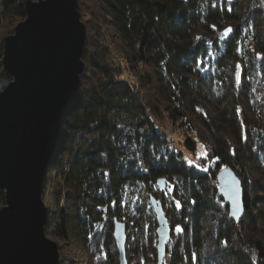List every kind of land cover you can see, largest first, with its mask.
Wrapping results in <instances>:
<instances>
[{
    "label": "trees",
    "instance_id": "1",
    "mask_svg": "<svg viewBox=\"0 0 264 264\" xmlns=\"http://www.w3.org/2000/svg\"><path fill=\"white\" fill-rule=\"evenodd\" d=\"M26 1L0 0V81L10 79L3 42L26 19ZM78 2L85 71L44 181L47 236L82 245L83 264H119L113 221L141 186L163 203L166 192L183 196L173 216L165 209L183 232L174 231L164 264H264V0ZM181 144L194 156L205 149L199 166ZM225 167L244 189L238 225L218 193ZM149 205L144 219L126 223L132 264L158 261Z\"/></svg>",
    "mask_w": 264,
    "mask_h": 264
},
{
    "label": "water",
    "instance_id": "2",
    "mask_svg": "<svg viewBox=\"0 0 264 264\" xmlns=\"http://www.w3.org/2000/svg\"><path fill=\"white\" fill-rule=\"evenodd\" d=\"M87 28L78 0H27L26 19L4 42L0 81V264H60L58 244L46 234L43 186L59 144L64 110L78 95L85 71ZM218 193L238 225L244 214L242 181L231 167L217 175ZM158 185L166 190L165 179ZM158 223L156 264L172 238L163 205L151 200ZM119 264H129L127 225L115 218Z\"/></svg>",
    "mask_w": 264,
    "mask_h": 264
},
{
    "label": "rangeland",
    "instance_id": "3",
    "mask_svg": "<svg viewBox=\"0 0 264 264\" xmlns=\"http://www.w3.org/2000/svg\"><path fill=\"white\" fill-rule=\"evenodd\" d=\"M34 1H38V0H34ZM87 8V10H89L88 7L85 6V9ZM88 17V16H86ZM109 62L111 63V65L113 66H119L121 64L120 61V57H118V55L116 54H112L111 57H109ZM171 130H169L170 132ZM175 141L174 144H178V142L180 141L179 138L177 137V135L175 136ZM173 144V145H174ZM175 146V145H174ZM176 150L179 152L182 151L184 152V158L186 159V161L192 163L193 165L199 166L202 162L200 161L199 163V157L200 156H205V149L201 148L198 152V156H194L192 155L190 152L186 151V149L184 148L183 144L181 145H176ZM172 187L174 188V185L171 184L170 182H168V187ZM165 203H163L160 199H158L164 208V211L166 209V207H170L171 211L170 214L173 216V213L176 211V209H178L176 207V202L179 201L180 205L183 204V196L181 194H179L177 197H175L173 194L171 195V193L166 192L165 194H163ZM152 198H155V196L153 195V192L151 190L145 189L144 187H136L134 189H132V191H128L127 192V198H126V203L127 204V210L126 212H124L122 214V219L124 223H134V220L136 219H144V217H146L147 214H149L150 212V205L151 204V200ZM43 200H44V195H43ZM153 208V207H152ZM154 213V211H153ZM166 213V212H165ZM142 216V217H141ZM141 217V218H139ZM151 220V218H149ZM175 220L177 221V217H175ZM169 221V219H168ZM140 222H144V221H140ZM177 226V224H176ZM151 227V225H150ZM152 228V227H151ZM132 227L127 226V234L129 235V232L132 231ZM157 229H158V223L156 224V226H154L153 232H155L156 234V247L158 245V238H157ZM175 229L173 228V233H174ZM49 238L53 241H55L58 246H59V251L61 252L60 254V264H73L75 261L78 262V264H83V261L86 260L87 255L86 252L84 250V248L82 247V245H80L77 242H74V244H69L65 241H62L56 237L53 236H49ZM61 255L63 257V259L61 258ZM128 257V256H127ZM129 261V259H128ZM135 260H133L131 263L129 262V264L134 263Z\"/></svg>",
    "mask_w": 264,
    "mask_h": 264
},
{
    "label": "snow or ice",
    "instance_id": "4",
    "mask_svg": "<svg viewBox=\"0 0 264 264\" xmlns=\"http://www.w3.org/2000/svg\"><path fill=\"white\" fill-rule=\"evenodd\" d=\"M232 32H233V29H232V28H226V29L224 30L223 34L221 35L220 39H221L222 41H226V40L228 39L229 35H230ZM202 63H203V61H199V62H198V64H202ZM202 147H203V146H202ZM189 163H190V162H189ZM106 175H107V174H106ZM176 207H177L178 209L181 207L179 201L176 202ZM175 231H176L177 233H182V232H183V229L180 228L179 225H177V226L175 227Z\"/></svg>",
    "mask_w": 264,
    "mask_h": 264
}]
</instances>
